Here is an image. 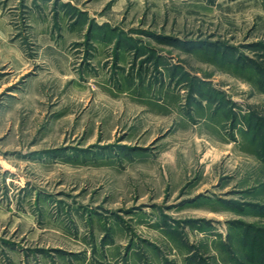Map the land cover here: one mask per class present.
<instances>
[{"label": "rangeland", "instance_id": "rangeland-1", "mask_svg": "<svg viewBox=\"0 0 264 264\" xmlns=\"http://www.w3.org/2000/svg\"><path fill=\"white\" fill-rule=\"evenodd\" d=\"M259 244L264 0H0V264Z\"/></svg>", "mask_w": 264, "mask_h": 264}, {"label": "trees", "instance_id": "trees-1", "mask_svg": "<svg viewBox=\"0 0 264 264\" xmlns=\"http://www.w3.org/2000/svg\"><path fill=\"white\" fill-rule=\"evenodd\" d=\"M259 247H260V249H257L258 251H259V254H260V257H259V259L257 260V263L258 264H262V261H264L263 259H264V247L262 246V244L260 245H258ZM257 246V247H258ZM251 250L249 249V251H248V253H246V255L250 258V256H251ZM251 260V262H255L254 260L255 259H250Z\"/></svg>", "mask_w": 264, "mask_h": 264}]
</instances>
